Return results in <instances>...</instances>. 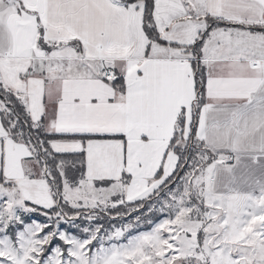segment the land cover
I'll return each instance as SVG.
<instances>
[{
	"label": "snow or ice",
	"instance_id": "snow-or-ice-1",
	"mask_svg": "<svg viewBox=\"0 0 264 264\" xmlns=\"http://www.w3.org/2000/svg\"><path fill=\"white\" fill-rule=\"evenodd\" d=\"M0 264H264V0H0Z\"/></svg>",
	"mask_w": 264,
	"mask_h": 264
}]
</instances>
